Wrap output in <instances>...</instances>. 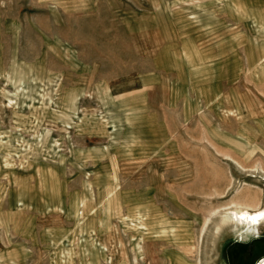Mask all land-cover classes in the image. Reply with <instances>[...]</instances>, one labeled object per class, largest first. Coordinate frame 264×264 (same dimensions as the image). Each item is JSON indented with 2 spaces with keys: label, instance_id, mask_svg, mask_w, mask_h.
<instances>
[{
  "label": "rangeland",
  "instance_id": "obj_1",
  "mask_svg": "<svg viewBox=\"0 0 264 264\" xmlns=\"http://www.w3.org/2000/svg\"><path fill=\"white\" fill-rule=\"evenodd\" d=\"M244 189L264 0H0V264H264Z\"/></svg>",
  "mask_w": 264,
  "mask_h": 264
},
{
  "label": "bare ground",
  "instance_id": "obj_2",
  "mask_svg": "<svg viewBox=\"0 0 264 264\" xmlns=\"http://www.w3.org/2000/svg\"><path fill=\"white\" fill-rule=\"evenodd\" d=\"M258 196L259 191L244 189V191L239 195L238 200L234 201L235 206H244L243 208H239L237 210L233 209L231 216V224L235 225L236 231L239 232L241 237L251 234L252 230L257 231V226L264 222V216H260V214L264 213V206H257ZM253 216H260V219L253 222L251 220V217Z\"/></svg>",
  "mask_w": 264,
  "mask_h": 264
},
{
  "label": "snow or ice",
  "instance_id": "obj_3",
  "mask_svg": "<svg viewBox=\"0 0 264 264\" xmlns=\"http://www.w3.org/2000/svg\"><path fill=\"white\" fill-rule=\"evenodd\" d=\"M260 216H264V213L260 214ZM260 216H253V217H251V220H252L253 222H256L257 220L260 219Z\"/></svg>",
  "mask_w": 264,
  "mask_h": 264
},
{
  "label": "clouds",
  "instance_id": "obj_4",
  "mask_svg": "<svg viewBox=\"0 0 264 264\" xmlns=\"http://www.w3.org/2000/svg\"><path fill=\"white\" fill-rule=\"evenodd\" d=\"M251 235H255L258 237L259 233L256 230H252ZM241 240H243V237H241Z\"/></svg>",
  "mask_w": 264,
  "mask_h": 264
}]
</instances>
